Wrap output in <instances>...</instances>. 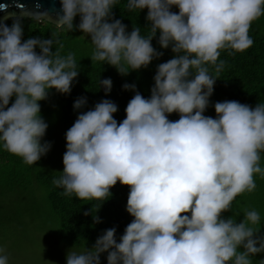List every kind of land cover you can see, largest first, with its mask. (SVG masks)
<instances>
[{"label": "clouds", "instance_id": "9594fccd", "mask_svg": "<svg viewBox=\"0 0 264 264\" xmlns=\"http://www.w3.org/2000/svg\"><path fill=\"white\" fill-rule=\"evenodd\" d=\"M118 2L60 0L54 24L71 32L79 16L75 29L84 34L80 38H91L92 62L107 63L122 75L147 68L163 55L151 43L157 33L160 47L171 46L175 55L158 65L150 98L135 84L123 85L136 94L122 122L114 118L118 106L104 99L67 130L64 168L53 184L64 196L103 203L119 181L130 188L126 211L134 219L119 242L116 228L107 229L91 249H70L66 264H101L103 253L107 264H252L250 257L264 253L260 214L244 210L237 223L222 213L238 196L255 191V175L264 178V103L252 108L216 102L215 118L204 113L225 68L221 52L234 55L253 46L249 32L264 16V0H127L129 12L147 9V35L140 27L129 33L114 19ZM23 35L20 20L0 24V149L33 166L51 148L41 142L48 124L39 102L51 89L70 94L79 70L74 53L61 55L55 33L50 39ZM54 44L58 47L52 51ZM98 83L105 95L111 92L110 78ZM86 103L81 97L73 107ZM172 113L179 119L170 121ZM0 264H9L3 247Z\"/></svg>", "mask_w": 264, "mask_h": 264}, {"label": "trees", "instance_id": "16d2710c", "mask_svg": "<svg viewBox=\"0 0 264 264\" xmlns=\"http://www.w3.org/2000/svg\"><path fill=\"white\" fill-rule=\"evenodd\" d=\"M126 5L127 0H119L113 8L114 19H120L127 26L129 33L134 27H140L141 34L147 35V29L151 26L146 20L147 9L129 12ZM171 11L178 14L179 9L173 6ZM20 21L24 30L23 39L37 37L50 39L52 33H55L54 38L63 45L61 55L75 54L79 73L73 81L70 94H60L55 89H51L47 99L39 102L40 114L48 124L41 142L51 143V148L46 155L42 156L35 165L29 166L24 164L21 158L0 149V200L14 193H17L24 202L25 199L30 202H38L40 198L44 200L57 223L59 239L67 246L91 249L97 238L105 230L113 227L116 228L115 238L119 242L125 228L134 219L126 211L130 188L127 185H121L118 181L110 189L109 199L103 203L81 201L74 196L62 195L63 189L56 187L53 179L57 178L64 168L62 160L66 151L65 134L79 114L94 109L95 105L104 99L111 100L118 106L114 118L118 124L122 122L126 118L127 104L136 94L132 90H124L123 85L135 84L136 91L144 98H150L158 65L167 62L175 54L171 51V46L168 49L160 47L157 42L159 33H157V37L153 38L151 43L154 49L163 52V55L153 59L147 68L130 70L127 75H122L115 67L107 63L92 62L91 38L87 36L84 39L80 38L84 34L75 29L80 22L79 16L74 19V30L71 32L59 30L55 24L45 20L35 21L32 18H24ZM13 22L9 21L6 24L11 26ZM249 35L254 44L245 52L234 55H229L228 50L221 52L219 59L226 62L225 68L214 84V92L209 98L205 116L216 117L214 110L216 102L238 101L252 108H255L258 103H264V16L253 22ZM57 47L58 45L54 44L52 51H55ZM36 51L39 53L38 48ZM106 78L112 81L111 92L107 95L98 83L99 80ZM81 97L86 98V106L75 110L74 103ZM14 99L13 97L10 100L9 107ZM168 119L176 121L179 119V114H169ZM260 166L264 168V152L261 153ZM55 167H58V170ZM254 179L257 185L255 191L238 196L233 202L232 209L222 213V217L228 219L234 216L236 222L240 223L244 219V210L255 209L261 217L258 235H264V178L255 175ZM85 212L89 214L85 215ZM237 212L238 215H236ZM95 217L99 218V223L95 221ZM243 250L242 247L239 249V251ZM101 256H107V253ZM250 258L252 264H264V253H258Z\"/></svg>", "mask_w": 264, "mask_h": 264}, {"label": "rangeland", "instance_id": "374dc122", "mask_svg": "<svg viewBox=\"0 0 264 264\" xmlns=\"http://www.w3.org/2000/svg\"><path fill=\"white\" fill-rule=\"evenodd\" d=\"M22 201L17 193L0 200V247L9 256V264H66L70 249L83 250L60 241L57 223L44 200ZM106 257H100L101 264H107Z\"/></svg>", "mask_w": 264, "mask_h": 264}, {"label": "water", "instance_id": "95a60500", "mask_svg": "<svg viewBox=\"0 0 264 264\" xmlns=\"http://www.w3.org/2000/svg\"><path fill=\"white\" fill-rule=\"evenodd\" d=\"M60 7V0H0V24L32 18V15L43 12L49 14L45 21L54 24Z\"/></svg>", "mask_w": 264, "mask_h": 264}]
</instances>
